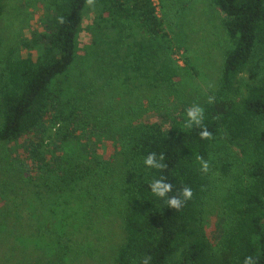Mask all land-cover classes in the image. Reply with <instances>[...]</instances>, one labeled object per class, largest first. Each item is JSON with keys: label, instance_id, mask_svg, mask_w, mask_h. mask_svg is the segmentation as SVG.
<instances>
[{"label": "trees", "instance_id": "trees-1", "mask_svg": "<svg viewBox=\"0 0 264 264\" xmlns=\"http://www.w3.org/2000/svg\"><path fill=\"white\" fill-rule=\"evenodd\" d=\"M31 1L43 6L47 30L7 52L0 142L25 145L16 166L49 212L47 264L68 263L65 240L92 221L99 200L104 218L123 215L115 264H243L257 252L264 264V0H211L227 45L218 88L198 105L202 124L190 128L187 105L142 122L112 118L125 96L144 90L155 106L199 75L187 56L184 66L176 58L185 41L173 27L188 0ZM5 7L0 0V18ZM150 153L163 168L144 165ZM160 178L172 185L168 197L184 188L192 197L169 208L149 188ZM207 199L220 217L213 234Z\"/></svg>", "mask_w": 264, "mask_h": 264}, {"label": "rangeland", "instance_id": "rangeland-1", "mask_svg": "<svg viewBox=\"0 0 264 264\" xmlns=\"http://www.w3.org/2000/svg\"><path fill=\"white\" fill-rule=\"evenodd\" d=\"M91 18L90 13L87 20L91 21ZM173 29L175 35L185 41V49L176 55L177 61L184 66L181 57L187 56L199 75L181 86L177 94L164 95L154 103L155 106L147 96L150 93L144 90L125 96L114 105L113 120L142 122L150 120L156 110L180 111L186 105L187 108L198 106L209 92L218 88L227 45L221 13L211 0H188L180 26ZM46 30L41 4L31 0H6L5 13L0 18V76L8 50ZM87 39L85 31L80 38L81 49L86 47ZM80 52L84 53L83 50ZM53 133L54 130L48 135ZM46 138L45 144H48ZM24 146L22 141L13 144L0 142V264H47L51 260L45 257L46 248L50 247V237L45 234L52 222H46L44 216L49 212L41 203L35 202L38 188L27 184L16 166L18 152H23ZM114 199L121 204L119 198ZM96 202L99 209L93 214L92 221L81 228V232L70 234V243L65 240L71 248L66 264H115L117 248L125 238L123 215L116 209L118 213L112 212L104 218L103 201ZM207 202L208 199L204 213L205 230L213 234L221 228L220 217L216 205L212 210Z\"/></svg>", "mask_w": 264, "mask_h": 264}, {"label": "clouds", "instance_id": "clouds-1", "mask_svg": "<svg viewBox=\"0 0 264 264\" xmlns=\"http://www.w3.org/2000/svg\"><path fill=\"white\" fill-rule=\"evenodd\" d=\"M204 119L203 109L199 106H193L187 110L185 128H190L193 125L201 126ZM200 137L209 138L211 133L206 129L202 128L199 132ZM163 157L157 158L155 153H150L144 160V165L146 167L160 169L164 165L160 162ZM201 166L203 170H207V162L201 161ZM150 191L153 195L164 198L169 208L180 209L184 201L192 197V191L189 188H184L182 191L178 192L177 195L168 197V193L172 190V185L164 181L163 178L153 180L149 185ZM260 253L257 252L255 255H249L244 258L243 264H258ZM143 264H148L147 260Z\"/></svg>", "mask_w": 264, "mask_h": 264}, {"label": "built area", "instance_id": "built-area-1", "mask_svg": "<svg viewBox=\"0 0 264 264\" xmlns=\"http://www.w3.org/2000/svg\"><path fill=\"white\" fill-rule=\"evenodd\" d=\"M151 2L153 3V5H154L155 7H158L159 4H160V1H159V0H151Z\"/></svg>", "mask_w": 264, "mask_h": 264}]
</instances>
